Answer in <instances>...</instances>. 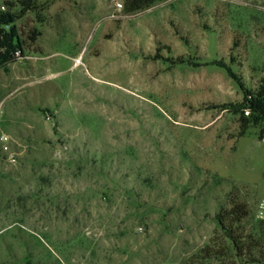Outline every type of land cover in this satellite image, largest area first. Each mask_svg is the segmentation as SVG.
Returning a JSON list of instances; mask_svg holds the SVG:
<instances>
[{"label": "rangeland", "instance_id": "rangeland-1", "mask_svg": "<svg viewBox=\"0 0 264 264\" xmlns=\"http://www.w3.org/2000/svg\"><path fill=\"white\" fill-rule=\"evenodd\" d=\"M128 5L0 0V264H231L197 256L264 194V0Z\"/></svg>", "mask_w": 264, "mask_h": 264}, {"label": "trees", "instance_id": "trees-1", "mask_svg": "<svg viewBox=\"0 0 264 264\" xmlns=\"http://www.w3.org/2000/svg\"><path fill=\"white\" fill-rule=\"evenodd\" d=\"M156 1L128 0L127 11L145 10ZM253 100V110L258 117H254L252 123L256 125L259 117H264L263 95H258ZM215 220L220 239L217 243L213 239L212 245L199 251L197 258L201 262L226 258L231 264H264V224L254 219L246 204L232 202L228 209H222L216 214ZM250 220H255L256 223L248 227Z\"/></svg>", "mask_w": 264, "mask_h": 264}, {"label": "built area", "instance_id": "built-area-1", "mask_svg": "<svg viewBox=\"0 0 264 264\" xmlns=\"http://www.w3.org/2000/svg\"><path fill=\"white\" fill-rule=\"evenodd\" d=\"M116 7L120 9L122 8V5L117 4ZM19 54H21V51L17 52L18 56ZM245 114L249 115L250 110L247 109ZM7 138L8 137L4 135L0 137V141L2 142L0 153L7 162L14 164L16 162V154L9 151L7 146ZM252 215L256 221L262 222L264 224V194L255 203V206L252 210Z\"/></svg>", "mask_w": 264, "mask_h": 264}, {"label": "bare ground", "instance_id": "bare-ground-1", "mask_svg": "<svg viewBox=\"0 0 264 264\" xmlns=\"http://www.w3.org/2000/svg\"><path fill=\"white\" fill-rule=\"evenodd\" d=\"M79 63V60L78 59H76V61H75V64H78Z\"/></svg>", "mask_w": 264, "mask_h": 264}]
</instances>
